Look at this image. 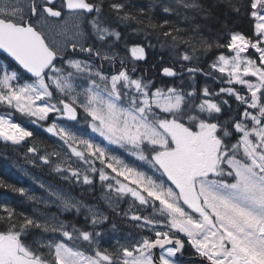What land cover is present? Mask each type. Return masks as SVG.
<instances>
[{"label": "snow or ice", "instance_id": "snow-or-ice-1", "mask_svg": "<svg viewBox=\"0 0 264 264\" xmlns=\"http://www.w3.org/2000/svg\"><path fill=\"white\" fill-rule=\"evenodd\" d=\"M160 6L184 26L123 0H0V140L60 182L37 196L0 181L31 204H0V264H264V0H227L247 31L213 0ZM113 14L159 31L170 55L152 70L170 80L137 66L144 45L114 50ZM97 186L107 212L71 194ZM113 216L136 231L103 247Z\"/></svg>", "mask_w": 264, "mask_h": 264}, {"label": "trees", "instance_id": "trees-1", "mask_svg": "<svg viewBox=\"0 0 264 264\" xmlns=\"http://www.w3.org/2000/svg\"><path fill=\"white\" fill-rule=\"evenodd\" d=\"M156 1L157 0H123V2L128 5L127 10L134 14H139L138 10L140 8L145 9V23H147V18H151L153 23H160L164 19H169L174 24H177L180 27L184 26L181 18L177 17L175 14H166L162 11L160 5L163 3V0L162 3H157ZM213 2L219 4V11L223 13V16L221 18L223 19L224 16L228 17L229 27H234L237 31H247L249 29L250 24L248 17L241 16L240 18H236L229 14L227 0H213ZM105 13L106 15H108L107 9H105ZM111 27H113L116 31H119L122 35V39L120 41H113L114 50L118 51L120 54H129V52L125 50L126 42L129 48L134 44L144 45L146 47L147 52V63H145L144 61H140L138 62L137 66L139 68L148 69V75L155 76L157 81H160L161 79H171L161 78L158 72L152 70V65H159L161 57H163L164 60L167 62L170 55L167 46L161 47V45L164 43V38L162 36H159L158 30L154 31L151 29H144L142 25H138L134 20L118 21L115 19L114 14L112 18ZM149 44H151L153 47H147V45ZM210 57L211 54H209L208 57L202 56L201 63L203 64L205 60H208L210 62ZM15 119L22 125L26 126L29 130L34 132V136L38 144L46 148H53V140L41 128L29 123L27 118L21 116L19 113L15 115ZM23 148L16 147L0 140L1 152L11 155V159L17 158L24 164L30 166L33 171H36L37 173L46 178L57 180L56 177L52 173H50L49 169L46 166L33 165V163L31 162L32 154L25 153L23 151ZM8 161L10 162L11 160L9 159ZM8 161H6L4 157L0 156V181H4L7 184H13L17 187H21L22 183L19 180L20 178L8 168L6 164V162ZM76 192L81 193L82 195H84L85 198L89 197L88 199L92 201L98 200L97 196H95L94 194H90L89 192L84 191L82 189ZM0 204H8L9 206L15 207L18 211L31 210V204L26 200V198L21 197L16 193H12L7 189H0ZM66 219L75 220L79 225L84 224L83 215L77 217L74 214H67ZM112 220L116 224L117 229H124L130 232L136 231L131 226V224L127 223L121 217L113 216Z\"/></svg>", "mask_w": 264, "mask_h": 264}, {"label": "rangeland", "instance_id": "rangeland-1", "mask_svg": "<svg viewBox=\"0 0 264 264\" xmlns=\"http://www.w3.org/2000/svg\"><path fill=\"white\" fill-rule=\"evenodd\" d=\"M156 2L157 3H162V0H157ZM164 2H166V0H163V3ZM51 39H57L58 40L59 37L51 36L50 37V40ZM127 57H130V54ZM4 63H7V61L0 56V64H4ZM81 127H82V125H81ZM49 137L53 140V147H56L57 146L56 138H54V137H52L50 135H49ZM37 146L39 148H41V149L46 148L44 146H41L38 143H37ZM19 147H24V149H25L24 152L27 153V146L21 145ZM51 149L52 148H48V150H51ZM27 154H29V153H27ZM10 166L11 167H14L16 169V171H17V174L19 176H21L23 179H25V181L28 183V188H26V189H28L31 194H35L37 196H43L45 194L44 193V190L39 187V184H41V183L46 184V185L47 184H50V183L51 184H57V183H59V182H56L53 179H48V178L40 175L36 171H33L31 169V167L28 166V165H26V167H25L23 165V163L20 162L19 160H16V159H13L12 158L11 161H10ZM27 167H29V168H27ZM53 175L55 176V174H53ZM56 178H58V177H56ZM57 181H59V180H57ZM77 189H79V190H77ZM80 189L81 188H79V187H76V188L72 189L71 190V194L75 198H77V199H83L84 202L87 203V201L83 198L84 195H82L79 192H76V191H80ZM102 197H103V194H102L101 197H99L98 200H95L96 202L93 203L92 205L97 206L101 211L107 212V208H105V209L100 208L101 200H103ZM104 203L106 204L105 201H104ZM51 211L52 212H55L56 209L55 208H52ZM67 214L68 213L64 214V217L63 218L66 219V215ZM81 215L84 216L83 212H82ZM129 233H130V231H127V230H118V229H115V231H112V229L110 231H105V235H104L103 239L101 240V245L103 247H110L111 245H113L115 243V240L116 239H121L123 237H126Z\"/></svg>", "mask_w": 264, "mask_h": 264}, {"label": "flooded vegetation", "instance_id": "flooded-vegetation-1", "mask_svg": "<svg viewBox=\"0 0 264 264\" xmlns=\"http://www.w3.org/2000/svg\"><path fill=\"white\" fill-rule=\"evenodd\" d=\"M122 56H126V55H124V54H121ZM97 188H99V186H97ZM95 196H97V193H95L94 194ZM85 198V197H84ZM89 197H86V200L87 201H89L90 202V199H88ZM121 207H124V208H127V205L126 204H122L121 205ZM105 231H110V227H109V225L108 226H105V229H104ZM187 256V255H186ZM189 257V256H188ZM189 260L190 259H188V260H181V262H182V264H189Z\"/></svg>", "mask_w": 264, "mask_h": 264}, {"label": "water", "instance_id": "water-1", "mask_svg": "<svg viewBox=\"0 0 264 264\" xmlns=\"http://www.w3.org/2000/svg\"><path fill=\"white\" fill-rule=\"evenodd\" d=\"M180 259L188 260V259H190V258H189V257H186V256H183V257H181Z\"/></svg>", "mask_w": 264, "mask_h": 264}]
</instances>
